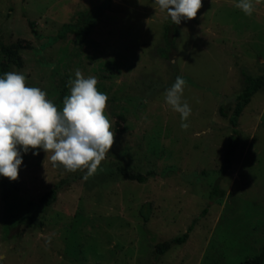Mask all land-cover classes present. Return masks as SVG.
Here are the masks:
<instances>
[{"label": "rangeland", "instance_id": "374dc122", "mask_svg": "<svg viewBox=\"0 0 264 264\" xmlns=\"http://www.w3.org/2000/svg\"><path fill=\"white\" fill-rule=\"evenodd\" d=\"M237 2L202 0L196 18L176 25L154 0H0V74L2 45H27L23 66L10 71L60 109L76 69L96 77L115 133L88 181L53 167L42 149L22 153L16 181L0 175V264H244L261 253L264 89L237 128L229 117L243 72L264 74V0L251 17ZM83 13L96 21L92 34L59 37L64 24H82ZM177 76L187 81V130L165 102ZM233 138L232 167L222 172ZM118 163L153 175L125 179ZM57 184L58 199L44 206L42 195ZM216 185L226 196L213 200ZM193 223L185 243L156 252Z\"/></svg>", "mask_w": 264, "mask_h": 264}, {"label": "clouds", "instance_id": "9594fccd", "mask_svg": "<svg viewBox=\"0 0 264 264\" xmlns=\"http://www.w3.org/2000/svg\"><path fill=\"white\" fill-rule=\"evenodd\" d=\"M262 0H238L234 7L251 17ZM166 18L179 25L196 18L202 0H154ZM70 94L63 99L62 109L48 98L45 90L28 86L21 72L10 71L0 76V175L10 181L19 177L22 153L38 155L42 149L53 167L66 172L93 177L114 144L115 133L106 109V93L98 90L94 76L85 77L75 70L69 78ZM187 81L177 76L165 91V102L180 114L181 128L187 130L192 109L183 99ZM46 155V156H47ZM102 171V169H100ZM50 242V238H49Z\"/></svg>", "mask_w": 264, "mask_h": 264}, {"label": "trees", "instance_id": "16d2710c", "mask_svg": "<svg viewBox=\"0 0 264 264\" xmlns=\"http://www.w3.org/2000/svg\"><path fill=\"white\" fill-rule=\"evenodd\" d=\"M80 22L82 24H78L76 26H72V24H64L63 28L59 34V37H64L68 32H74L79 40H84L85 37L92 34L96 21L90 14H81L79 16ZM34 26V23H32ZM36 31V30H34ZM27 45L22 44L21 42H17L11 45H2V52L5 55V61L1 63V74L9 72L13 65L17 67L23 66V57L22 50L25 49ZM243 86L240 94L237 97V102L234 107L233 113L230 115L229 119L234 128H237L239 124V119L244 112L245 108L252 101L253 96L260 90L264 89V74L254 77L252 75L247 74L245 71L243 72ZM67 88L64 90V96L66 94ZM221 112L225 115L223 107H221ZM227 116V115H225ZM237 146V141L233 138L230 146L228 147L225 161L221 167V171L225 172L227 169L232 167V159L235 155ZM117 171H119L125 179L136 180L138 182H146L148 177L153 175L152 171H149L147 174L137 173L131 171L125 164L118 163L115 165ZM61 184L55 185L52 189L42 195L41 203L44 206H49L53 204L58 199V194L61 191ZM226 196L225 192L220 189L218 185L214 187L211 192V198L215 200L216 198ZM207 209L204 210V213ZM141 215L143 216L145 221H148L151 213V204H144L140 210ZM194 223L188 228L186 232L182 235L176 236L171 240H167L165 242L159 243L156 247V252L158 254H165L168 252L174 245H181L187 241L190 236V233L194 229ZM244 264H264V247L258 255L246 260Z\"/></svg>", "mask_w": 264, "mask_h": 264}]
</instances>
